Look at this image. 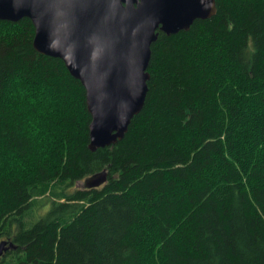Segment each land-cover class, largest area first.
<instances>
[{
  "label": "trees",
  "instance_id": "trees-1",
  "mask_svg": "<svg viewBox=\"0 0 264 264\" xmlns=\"http://www.w3.org/2000/svg\"><path fill=\"white\" fill-rule=\"evenodd\" d=\"M216 1L160 33L143 111L96 152L82 83L0 21V264H264V0Z\"/></svg>",
  "mask_w": 264,
  "mask_h": 264
},
{
  "label": "water",
  "instance_id": "water-1",
  "mask_svg": "<svg viewBox=\"0 0 264 264\" xmlns=\"http://www.w3.org/2000/svg\"><path fill=\"white\" fill-rule=\"evenodd\" d=\"M217 13L216 0H0V21L30 19L34 49L62 60L84 86L91 152L124 140L143 111L152 46L160 33L189 31ZM108 178L104 169L75 186L97 189ZM14 247L3 241L0 257Z\"/></svg>",
  "mask_w": 264,
  "mask_h": 264
},
{
  "label": "rangeland",
  "instance_id": "rangeland-1",
  "mask_svg": "<svg viewBox=\"0 0 264 264\" xmlns=\"http://www.w3.org/2000/svg\"><path fill=\"white\" fill-rule=\"evenodd\" d=\"M76 188H77V187H76ZM41 200H45V199H41ZM41 200H40V201H41ZM42 208H43V207H42ZM42 208H40V209H39L40 211L38 210L39 212H37V213L42 214V212H41Z\"/></svg>",
  "mask_w": 264,
  "mask_h": 264
}]
</instances>
